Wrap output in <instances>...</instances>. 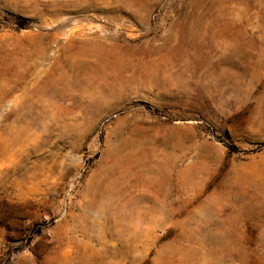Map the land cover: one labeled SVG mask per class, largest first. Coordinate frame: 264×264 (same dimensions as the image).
Segmentation results:
<instances>
[{
  "label": "rangeland",
  "instance_id": "1",
  "mask_svg": "<svg viewBox=\"0 0 264 264\" xmlns=\"http://www.w3.org/2000/svg\"><path fill=\"white\" fill-rule=\"evenodd\" d=\"M0 264H264V0H0Z\"/></svg>",
  "mask_w": 264,
  "mask_h": 264
},
{
  "label": "trees",
  "instance_id": "2",
  "mask_svg": "<svg viewBox=\"0 0 264 264\" xmlns=\"http://www.w3.org/2000/svg\"><path fill=\"white\" fill-rule=\"evenodd\" d=\"M8 19H10L13 23L17 24V27L19 29H24V27L26 26V21L20 18H16L13 16H9Z\"/></svg>",
  "mask_w": 264,
  "mask_h": 264
}]
</instances>
